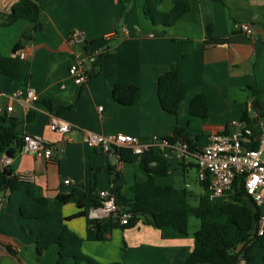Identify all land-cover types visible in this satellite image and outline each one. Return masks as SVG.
<instances>
[{
  "label": "crops",
  "instance_id": "crops-1",
  "mask_svg": "<svg viewBox=\"0 0 264 264\" xmlns=\"http://www.w3.org/2000/svg\"><path fill=\"white\" fill-rule=\"evenodd\" d=\"M34 1L43 27L18 50L25 54L24 59L18 58L20 78L0 77V132L11 130L19 139L11 157L5 152L0 155V170L10 169L21 182L14 192L0 194V264H57L56 246L38 254L35 240L22 231L25 221L19 206L29 185L39 187L49 198L73 187L94 193L119 187L130 197L129 187L148 179L140 159L124 162L119 151L104 153L91 148L84 141L87 133L130 134L144 145L153 137H172L178 129L199 149L210 134L232 132L231 121H242L256 130L255 120L264 118V0H188V12L168 28L153 26L144 17L146 0ZM16 2L0 0V23ZM172 6V0H164L157 9L165 13ZM238 23L251 25L253 35L236 31ZM26 27L24 20L7 27L0 24V57H14L13 45ZM74 30L83 34L84 43H69ZM78 50L95 57L85 67L89 79L82 85H75L68 74L73 52ZM172 65L177 66L179 83L187 88L176 114L161 108L157 94L158 78ZM115 86L137 89L131 105L115 101ZM29 88L38 100L28 105L25 93ZM196 95L206 100V118L189 115V103ZM8 106L11 111H6ZM52 117L70 124L71 130L64 135L50 131ZM27 133L62 151L50 159L23 152L22 136ZM153 151L167 168L165 176L155 179L156 184L163 185L166 178L175 183L180 176L183 186H164L184 188L196 198L198 194L186 181L193 170L202 194L194 161L183 160L170 148ZM66 180L70 184H64ZM76 211L69 204L63 215ZM78 219L83 220L80 230L84 238L85 219H73L67 226ZM129 245L136 246V255L133 250L128 254L136 264H184L193 240L171 228L158 230L139 222L124 231L112 230L104 241H85L81 248L98 264H129L125 261Z\"/></svg>",
  "mask_w": 264,
  "mask_h": 264
},
{
  "label": "trees",
  "instance_id": "trees-1",
  "mask_svg": "<svg viewBox=\"0 0 264 264\" xmlns=\"http://www.w3.org/2000/svg\"><path fill=\"white\" fill-rule=\"evenodd\" d=\"M163 1L146 0L143 5V15L153 26L171 27L189 10L188 0H172L173 6L168 12H159L157 8ZM18 20L26 21L27 27L13 45L14 57H0V77L10 81H17L21 76L20 61L15 53L32 39L35 31L43 27V17L34 0H17L0 24L7 27ZM186 91L187 88L179 83L176 65L170 66L158 78L159 103L169 114H176ZM136 92L133 86H115L113 98L119 104L131 105ZM188 112L198 118L208 116L203 95H196L190 101ZM181 139L188 143L191 150L194 149L178 129L172 137L166 138L170 143ZM18 142L17 135L11 130L0 132V155L5 152L11 157L16 149L13 145ZM256 147V144L249 145L252 149ZM119 156L124 162L140 159L141 168L148 179L130 186V197L125 196L119 187L111 189L109 195L114 198L118 210L104 218H89V212L100 208L104 202L93 191L73 187L68 193H58L49 198L33 184L26 188L19 215L25 221L22 231L26 237L35 240L38 254L56 246L57 264H66L70 260L75 264H98L82 253L83 242L104 241L112 230L124 231L139 222L158 230L171 228L180 236L189 237L188 219L193 216L199 220V229L191 236L193 249L184 264H236L239 259H244L246 264H264V232L257 235L261 209L255 206L240 185L234 187L232 200L211 202L202 190V194L196 197V205H190L191 195L186 189L156 184L155 179L165 176L167 168L165 161L154 151H146L142 155L119 151ZM20 184L10 169L4 167L0 170V194L14 192ZM69 204L74 205L77 211L64 216L63 208ZM124 212L131 216L126 225H121L120 218ZM77 218L85 219L84 238L67 226L69 221Z\"/></svg>",
  "mask_w": 264,
  "mask_h": 264
},
{
  "label": "built area",
  "instance_id": "built-area-1",
  "mask_svg": "<svg viewBox=\"0 0 264 264\" xmlns=\"http://www.w3.org/2000/svg\"><path fill=\"white\" fill-rule=\"evenodd\" d=\"M236 31L246 35H253L251 25L238 23L234 26ZM69 43L78 45L85 42L83 34L74 30L69 35ZM15 57L24 59L23 52H16ZM95 61L94 55L84 51H74L73 61L68 69V74L75 85L88 82V74L85 67ZM38 100L34 89L29 88L25 93V102L29 105ZM11 106L6 111H11ZM232 132L212 133L207 138V143L199 149H190L184 140L170 143L166 138L153 137L147 144L139 145L138 138L130 134L97 135L87 133L84 138L87 146L96 148L104 153H114L120 150H128L134 155H142L146 151L157 147L170 148L179 153L183 160L194 161L197 170V181L202 186L206 198L213 202L217 200H232L235 186L240 185L244 192L251 198L256 207L261 209L257 221V235L264 232V118L255 120L256 132L248 128L242 121H231ZM49 129L59 134H67L71 130L70 124L57 117H52ZM21 150L36 157L50 159L55 152H61V148L53 145L42 137L34 134H24L21 141ZM250 144L257 147L249 148ZM64 184H70L66 180ZM104 200L102 206L92 210L90 218H104L118 210L114 198L106 191L98 193ZM3 202L0 196V206ZM131 214L124 212L120 218V224L126 225ZM236 264H246L244 259H239Z\"/></svg>",
  "mask_w": 264,
  "mask_h": 264
},
{
  "label": "rangeland",
  "instance_id": "rangeland-1",
  "mask_svg": "<svg viewBox=\"0 0 264 264\" xmlns=\"http://www.w3.org/2000/svg\"><path fill=\"white\" fill-rule=\"evenodd\" d=\"M186 181L187 182H190L191 189H193V191L199 195L200 194V190H199L198 185L196 183V180H195V172L193 170L189 174L188 179ZM166 184L173 185V186H179V187L180 186H183V182H182V179H181L180 176L176 177L175 183L172 182V178H171V180H170V178L163 179V185H166ZM195 200H196V198H191L190 201H189L190 205H196V201ZM81 221H83V220L82 219L75 220L74 222H72V226L69 227L70 230H73L74 232H76V234L79 237L82 236V233H81V230H80ZM198 229H199V220L197 218L193 217V216L189 217V219H188V234H189V236L191 237L193 235V233L196 232ZM135 248H136V246H133V245H129V247H127V250H126V252H127L126 254L127 255H125V261L127 263H129V264H136V261H132V259H131L133 257V255H136L135 254L136 253L135 252ZM114 250L115 249L112 248V251H114ZM132 250H133V255L129 258V255L128 254ZM81 251H82V253H84L83 252V248H81ZM105 251H107V250H105ZM105 251H103V252H105ZM114 252L111 253V254H114ZM110 256L112 258H115L112 255H110ZM115 262H118V261H115ZM108 263H109V261H108Z\"/></svg>",
  "mask_w": 264,
  "mask_h": 264
}]
</instances>
